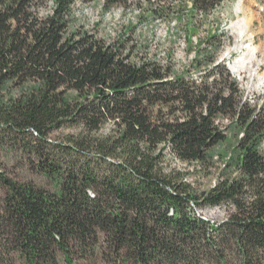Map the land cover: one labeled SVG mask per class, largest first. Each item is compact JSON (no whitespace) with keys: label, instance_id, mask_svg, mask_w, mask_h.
<instances>
[{"label":"trees","instance_id":"obj_1","mask_svg":"<svg viewBox=\"0 0 264 264\" xmlns=\"http://www.w3.org/2000/svg\"><path fill=\"white\" fill-rule=\"evenodd\" d=\"M174 1L0 0V264H264V102L211 47L195 77L139 56L131 23L111 42L75 24L78 3L168 21ZM190 1L207 16L226 0ZM168 155L225 162L201 189Z\"/></svg>","mask_w":264,"mask_h":264},{"label":"rangeland","instance_id":"obj_2","mask_svg":"<svg viewBox=\"0 0 264 264\" xmlns=\"http://www.w3.org/2000/svg\"><path fill=\"white\" fill-rule=\"evenodd\" d=\"M164 2L168 3L169 0H163ZM239 2L243 11H236ZM173 7L176 13L167 21L152 19L151 14L146 13L141 6L131 12L117 9L103 14L98 5L85 6L78 3L74 9L75 24L84 25L89 30L98 27L96 31L99 37L111 42L131 23L134 42L140 45L139 56H156L164 64L171 60L179 71L189 69L195 77H199L203 71L191 68L196 47L199 44L203 48L211 47L209 50L217 51V60L223 62L239 82L244 100L254 106L261 105L264 102V0H226L207 16L195 14L190 0H175ZM143 14L150 18H140ZM241 20H246L248 29L240 34L237 24ZM213 37L216 38L212 39ZM253 48L255 51H252ZM243 57L245 60L242 67L234 72L232 66ZM222 124L226 129L227 139L215 151L229 154L236 143V133L230 120L225 119ZM215 161L217 168L204 172L198 164H182L168 155L167 168L183 171L187 174L186 180L196 188L208 189L217 183L219 168L224 167L225 161L219 156H216ZM30 177L41 186L49 184L38 175ZM225 210L226 208H209L203 215L212 221L222 222L227 218ZM82 264L103 263L98 261Z\"/></svg>","mask_w":264,"mask_h":264},{"label":"bare ground","instance_id":"obj_3","mask_svg":"<svg viewBox=\"0 0 264 264\" xmlns=\"http://www.w3.org/2000/svg\"><path fill=\"white\" fill-rule=\"evenodd\" d=\"M242 2V1H241ZM241 2H239V5L237 6V10L236 11H243L242 9V4ZM240 13V12H239ZM244 19V18H243ZM246 21V20H245ZM244 20H241L240 22H238L237 24V29L239 30L240 34L243 33L244 31H246L247 25L245 23ZM248 29V28H247ZM252 51H255V48L252 49ZM254 55V54H253ZM252 56V55H251ZM253 57V56H252ZM245 58H241L239 59L233 66H232V70L234 72H237L240 70V68L242 67L243 63H244Z\"/></svg>","mask_w":264,"mask_h":264}]
</instances>
